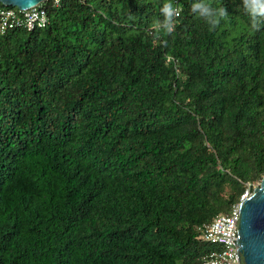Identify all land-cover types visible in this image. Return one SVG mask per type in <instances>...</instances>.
<instances>
[{
  "label": "trees",
  "instance_id": "obj_1",
  "mask_svg": "<svg viewBox=\"0 0 264 264\" xmlns=\"http://www.w3.org/2000/svg\"><path fill=\"white\" fill-rule=\"evenodd\" d=\"M43 2L0 32V264H199L201 228L264 176V29L165 0Z\"/></svg>",
  "mask_w": 264,
  "mask_h": 264
},
{
  "label": "built area",
  "instance_id": "obj_2",
  "mask_svg": "<svg viewBox=\"0 0 264 264\" xmlns=\"http://www.w3.org/2000/svg\"><path fill=\"white\" fill-rule=\"evenodd\" d=\"M44 1L25 9L0 5V32L12 28L33 30L45 27L49 17ZM53 3L58 5L60 0L59 3L53 0ZM250 191L246 189L240 200L247 197ZM238 212L239 203L235 204L229 213L216 215L210 223L201 228L203 240L212 243L215 247L201 259L199 264H239L236 244Z\"/></svg>",
  "mask_w": 264,
  "mask_h": 264
},
{
  "label": "water",
  "instance_id": "obj_3",
  "mask_svg": "<svg viewBox=\"0 0 264 264\" xmlns=\"http://www.w3.org/2000/svg\"><path fill=\"white\" fill-rule=\"evenodd\" d=\"M41 1L0 0V3L25 9ZM236 244L239 264H264V176L239 202Z\"/></svg>",
  "mask_w": 264,
  "mask_h": 264
},
{
  "label": "clouds",
  "instance_id": "obj_4",
  "mask_svg": "<svg viewBox=\"0 0 264 264\" xmlns=\"http://www.w3.org/2000/svg\"><path fill=\"white\" fill-rule=\"evenodd\" d=\"M241 2L244 11L249 17L251 31L254 33L260 32L264 29V0H241ZM56 3H59V0H56ZM0 5L3 4L0 3ZM190 9L197 19L202 20L208 26L209 31L216 30L220 26L221 21L228 16L227 8L224 6L214 7L212 0H193ZM181 11L182 9L174 7L172 0H165L160 8L163 19L154 21L148 33L153 42H160L166 45L167 41L163 38L170 36L176 31L177 20L181 15Z\"/></svg>",
  "mask_w": 264,
  "mask_h": 264
},
{
  "label": "rangeland",
  "instance_id": "obj_5",
  "mask_svg": "<svg viewBox=\"0 0 264 264\" xmlns=\"http://www.w3.org/2000/svg\"><path fill=\"white\" fill-rule=\"evenodd\" d=\"M98 0H94L93 2H97ZM259 182L255 183L254 186H256Z\"/></svg>",
  "mask_w": 264,
  "mask_h": 264
}]
</instances>
